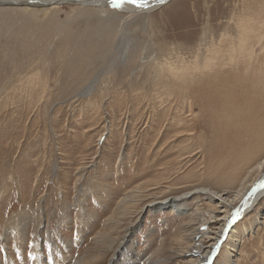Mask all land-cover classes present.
<instances>
[{"label":"rangeland","instance_id":"1","mask_svg":"<svg viewBox=\"0 0 264 264\" xmlns=\"http://www.w3.org/2000/svg\"><path fill=\"white\" fill-rule=\"evenodd\" d=\"M17 6H0V260L35 264L36 240L47 264L59 256L54 247L74 261L99 249L98 264H107L125 237L144 256L140 264L164 257L181 264L178 250L197 238L209 245L214 220L224 224L241 201L232 200L238 183L224 189L222 180L244 154L224 152L213 161L218 129H228V137L232 129L264 124V99L242 96L239 85L242 65L264 46V0H169L131 17L108 7ZM238 33L244 34L239 65L222 66L218 50L205 53L206 47L227 52ZM168 65L174 74L158 73ZM196 187L227 200L194 192L181 202L184 215L140 212ZM196 207L203 211L191 216ZM263 207L261 198L256 211ZM255 215L241 218L234 231L240 235ZM260 231L249 235L252 246L235 264H264L262 242L254 243L264 236L262 225Z\"/></svg>","mask_w":264,"mask_h":264},{"label":"bare ground","instance_id":"2","mask_svg":"<svg viewBox=\"0 0 264 264\" xmlns=\"http://www.w3.org/2000/svg\"><path fill=\"white\" fill-rule=\"evenodd\" d=\"M166 1H169V0H137V2L135 3L136 4L135 6H138V7H134V8H132L131 5L133 3H131L130 0H0V6H11V5L13 6L14 4H16V5H18L17 7H18V10H20V11L32 9L31 7H28V6H38V5H52L49 8L42 7L43 9H50V8L54 9L57 7H61L64 4L76 5L77 7L72 8V10L78 9V7H81V8L100 7L98 9H101L103 7H108L111 9L112 8L116 9L118 13L125 12L128 17H131L133 15H136L133 13H138L139 15L140 14H146V13L149 14L150 12H152L153 10L158 8L161 4L165 3ZM40 3H42V4H40ZM36 4H38V5H36ZM14 9H16L15 6L9 7V8H4V10L7 12L13 11ZM21 20H23V19H21ZM18 22H20V20ZM34 22H35V19H34ZM18 24H20V23H18ZM44 26L45 25H43V28H44ZM49 28H51V27H49ZM237 29L243 30L244 29L243 24L242 23L238 24ZM226 38H227V36L225 38H222L221 41L226 40ZM243 38H244V34L238 33L239 41L237 43H235L236 45H232L227 52L223 53L220 48L213 49L210 47H206L205 53L209 52V49L211 50V52H217V50H218V53H220V60H221L222 66H225L227 68H231L233 65H236V64L239 65V62L241 60L240 56H241L243 50L238 49V48H239V46H241V47L243 46V44H244ZM29 42H31V41H29ZM230 43L231 44L234 43L233 39L230 41ZM261 48H262L261 52L250 55L249 56V62L245 65H242L244 71L241 69L239 70V79L241 81V83L239 85L242 87V89H240V91H242V96H246V97L252 96L253 99L255 97H257V98H260L261 100H263L264 99V46H262ZM196 49H197V52H200L202 50V49H200L199 46ZM152 60L153 59H151V61ZM204 60H206L208 62L207 57H205ZM202 66L206 67L203 64H202ZM151 67L152 66H150V68ZM162 67L163 66H159L157 71L159 74H162L164 76H167L169 74H174L176 71L174 65H168L167 68L164 67L165 70L163 72L161 71ZM204 67H202V69ZM248 74L252 75L251 79L246 78V76ZM233 75H237V72H236V74H233ZM231 83L235 84L233 82H231ZM232 86L234 88H239L237 86V83L235 85H232ZM253 99H251V100H253ZM257 102H259V101H257ZM251 103H252V105H254L253 101ZM222 104H225V103H222ZM236 107L239 108L238 105H235L234 110L237 109ZM254 108H256V107H254ZM246 116H248V115H246ZM249 119L250 118L248 117V123L250 122ZM252 122H254V121H252ZM257 126H261V124L258 121L255 123V127H257ZM263 126H264V124L261 127H263ZM255 127H249L248 129H232V131L235 132V136L231 134L228 137L224 136V134L228 131V129H218V133L222 132L220 135L222 138L221 139L215 138L214 139L215 145L213 148L210 149V150H214V151L216 150V154H214V156H211L212 157L211 159L213 161L217 162L218 160L223 159L224 152L227 153V155L229 153L233 156L235 155V157H236V155H239L238 153L244 154L243 156H241L242 162L240 161V158H239V161L234 163L235 167L233 168L232 171H230L229 173H226V172L223 173L224 177H223L222 182H226V184L228 183L229 186L222 187L223 185H221V187L225 189V188H229L231 185L236 186V184L238 183L239 188L235 191L234 197L232 198V200L241 199V201L235 208H233L231 216L229 218L227 217L228 220H225L224 224H221V221L219 223L218 218L214 220V222H215L214 224L218 225V228H215L216 232H212L211 233L212 236H209V241H210L209 245L204 246L202 244L201 239L197 238V240L194 239L195 241H194V244L192 246H189L188 248L183 247V249L178 250V252H180V253L177 255L176 260L179 263H181V264H214L216 255L218 254V252H220L221 247L227 241L226 244H228L227 245L228 247L224 250V252H222L221 256L223 258L217 264H235L236 259L238 258L237 256H242V255L246 254L248 252V248L250 249V245L252 246L253 242L251 239L248 238L249 235L252 236L254 234V232H255V235L256 234L257 235L262 234V232L261 231L258 232V230H259V227L261 225L264 227V224H263L264 223L263 222V220H264V207H263V209L256 211V206L259 204V199L264 198V129H254ZM210 153H212V152H210ZM245 153H250V154H245ZM222 155H223V157H222ZM250 162H251V164L249 166V169L245 170L244 167L247 168L246 163H250ZM234 170H235V174L232 176V173ZM257 173H259L258 177L255 176V174H257ZM233 182H235V183L233 184ZM198 187H196L195 189L192 188V189L182 193V195H180V196H176V197H172V198L166 197L164 200H162L160 202H156V201L155 202H148L147 204L143 205V207H141L140 212L141 213L142 212L144 213L146 211L155 212L156 210L158 211L160 209H165V210H167V212L175 213V215L178 216L179 213H181L182 211H186L184 209V207L181 206V202H183V201L185 202L186 200L187 201L190 200V197H191L190 195L192 193L197 192L198 194H200L203 192L204 193L209 192L210 194H212L211 192H213L210 189L198 188ZM224 194L227 195V193H224ZM213 195L214 196L212 198L215 197L214 200L217 203L222 202L223 199H225V201L227 200V198L221 196L220 193L213 192ZM184 198H185V200H184ZM126 201H127L126 197H125V199H123L121 201V207L123 206L122 212H124V214H126L124 207L125 206L128 207V205H130ZM229 201L230 200H228V202ZM202 211H203L202 207H196L195 212L191 216H196ZM140 212H139L138 216L140 215ZM253 212H255L256 215L253 218L251 225L249 227L243 226V228L241 229L242 231L240 232V235H239L236 231H234L237 222L241 218L244 219L246 216H248V214L253 213ZM184 214H185V212H182L181 215H184ZM223 215L227 216L226 214H223ZM39 218L40 217H38V219ZM187 221L189 222L188 219H187ZM26 228H27L26 223L24 221H22L20 228L18 230V235H19L21 240H23L26 237V234H27ZM126 232L129 235L131 233V231L129 229H127L125 231V233ZM127 233L125 234V236L128 235ZM81 236H82V232H81ZM6 239L7 238L3 235V240L6 241ZM244 239H246L245 241L248 243H245L244 251H240V253H238L237 247L240 244H242V240H244ZM125 240H126V237L122 241V244H120L119 248L114 250V253H112L113 255H111V258L107 264H118L119 261H121L119 264H140L141 263L140 261H142V259H144V256L135 252L134 251L135 248L127 246L126 244H127L128 240L127 241H125ZM178 240L183 242V239H178ZM36 241L33 242V250H31V251H33V257H35L34 263L35 264H47L49 260L47 258L43 257V255H41V253H40L41 248L38 244V240H36ZM260 242H262L261 243L262 245L259 244L260 246H258L257 244ZM254 243H256V245L258 247L263 249L264 248V236H260L258 238V240L254 241ZM67 244H69V242ZM246 244L248 245V248H247ZM123 246H124V248H122ZM241 248H242V246H241ZM256 249L257 248L255 247V250ZM98 250L99 249H97V253H91V252L87 251L86 253L82 254L81 257L79 256V258H77V260L74 261V260H71L70 257H65L62 254H60L58 247H54L53 249H50L52 254L53 253H59V256L55 257L53 255V258H52L53 264H98L103 258L102 254H101L103 251L101 250L102 251L101 252L99 250L101 252L100 253V252H98ZM118 255H119V258L121 256V260L115 261V263H114V256L116 259ZM157 256H160V255H157ZM157 256H156V258H157ZM243 257H245V256H243ZM243 257L240 258L241 262H245L244 260H242ZM170 262H171L170 257H166V258L164 257V259L163 258H158L155 260L147 259V260H145V262L143 264H170ZM0 264H11V263L6 258V260H4V261L0 260Z\"/></svg>","mask_w":264,"mask_h":264},{"label":"snow or ice","instance_id":"3","mask_svg":"<svg viewBox=\"0 0 264 264\" xmlns=\"http://www.w3.org/2000/svg\"><path fill=\"white\" fill-rule=\"evenodd\" d=\"M131 3L135 4L137 0H130Z\"/></svg>","mask_w":264,"mask_h":264}]
</instances>
